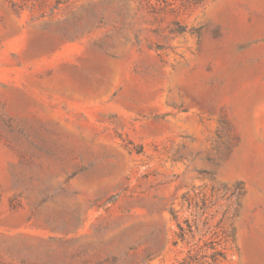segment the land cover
Here are the masks:
<instances>
[{
	"label": "rangeland",
	"instance_id": "rangeland-1",
	"mask_svg": "<svg viewBox=\"0 0 264 264\" xmlns=\"http://www.w3.org/2000/svg\"><path fill=\"white\" fill-rule=\"evenodd\" d=\"M264 264V0H0V264Z\"/></svg>",
	"mask_w": 264,
	"mask_h": 264
},
{
	"label": "trees",
	"instance_id": "trees-1",
	"mask_svg": "<svg viewBox=\"0 0 264 264\" xmlns=\"http://www.w3.org/2000/svg\"><path fill=\"white\" fill-rule=\"evenodd\" d=\"M176 264H185V261L182 260V261H180V262H178V263H176Z\"/></svg>",
	"mask_w": 264,
	"mask_h": 264
}]
</instances>
